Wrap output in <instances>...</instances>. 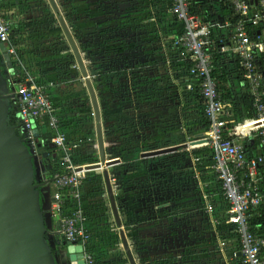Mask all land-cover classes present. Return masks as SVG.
Listing matches in <instances>:
<instances>
[{"label":"crops","instance_id":"1","mask_svg":"<svg viewBox=\"0 0 264 264\" xmlns=\"http://www.w3.org/2000/svg\"><path fill=\"white\" fill-rule=\"evenodd\" d=\"M56 1L89 76L92 78L94 73L105 68L109 70L103 83L93 85L105 124L107 159L126 157L130 162L132 156L138 155V160L146 161L139 155L146 152L144 147L154 143L146 142L145 137L156 138L166 133L161 140L168 141L171 138L168 134L177 127L176 122H165L164 108L170 103L166 104L164 91L168 87L172 91L177 88L181 94L183 104L175 109L178 120H181L186 99L183 90L190 98L195 84L181 74L184 59L173 45L179 37L177 28L180 22L171 14L169 1ZM192 1H206L210 14L228 25V19L221 17L217 0ZM0 3L6 8L5 16L12 24L13 37L19 41L17 51L25 59L23 69L26 68L39 83L56 84L51 96L63 131L70 136L83 133L95 136L87 92L46 0H0ZM87 45L97 48L90 58L85 54ZM12 64L15 71H21L14 58ZM3 67L2 61L1 70L8 73ZM5 76L14 89V76ZM150 87L156 95L148 96ZM102 92L111 96L104 100ZM36 126L40 137L53 136L45 122ZM133 126L136 135H130ZM48 145L52 147H44L49 158L58 157L56 148L51 143ZM200 146L196 144L154 158L159 161L148 167L154 174L136 178L134 188L128 186L116 196L121 223L136 264H243L237 238L221 235L213 211L206 212V207L212 208L213 198L207 186L212 177L206 168L199 169L201 161L193 154ZM97 160L95 151L88 161ZM123 165L122 160L109 171L116 192L118 185L114 175ZM96 175H87L80 188V204L88 217L87 228L93 239L94 264H128L121 250L103 181ZM94 176V180H89ZM48 188L53 190L52 183ZM45 203L48 215L50 196L46 197Z\"/></svg>","mask_w":264,"mask_h":264},{"label":"built area","instance_id":"2","mask_svg":"<svg viewBox=\"0 0 264 264\" xmlns=\"http://www.w3.org/2000/svg\"><path fill=\"white\" fill-rule=\"evenodd\" d=\"M227 1L238 19L230 41L219 50L236 56L255 115L244 124L239 136L224 138L226 128L233 123L229 120L231 105L217 89L210 53L211 29H226L229 25L204 23L199 16L192 14L191 0H170L171 14L183 25L182 34L173 45L183 59L190 62V75L200 81L199 94L209 128L196 141L213 151L211 166L206 169L216 177L222 196L230 207L225 224L235 228L243 264H264V237L252 232L249 215L264 206V62L257 63L260 54L264 56V0ZM5 12V6L0 3V43L21 68V71L14 70L15 87L9 94L17 106L23 141L35 159L40 183L52 180L53 185L51 192L49 188L43 191L51 199L48 233L52 238H62L69 244L80 246L85 264H94L93 239L87 228L88 217L80 204V188L87 175L94 174L87 167L98 163V160L88 161L95 151L97 153L96 138L86 133L70 136L63 131L51 96L56 84L39 83L26 68L23 69L25 59L18 54V40L13 37L12 24L6 19ZM39 122H45L53 133L50 143L58 153L54 159L50 156L51 178L43 173L44 164L37 147L39 143L44 146L35 134ZM244 140L252 144L257 142L252 149L253 156L245 153ZM211 211L210 206L206 207L207 213Z\"/></svg>","mask_w":264,"mask_h":264},{"label":"water","instance_id":"3","mask_svg":"<svg viewBox=\"0 0 264 264\" xmlns=\"http://www.w3.org/2000/svg\"><path fill=\"white\" fill-rule=\"evenodd\" d=\"M49 8L56 17L59 27L66 40L71 53L73 64L78 71L79 80L85 88L92 114L97 145L98 163L90 165L87 170L99 175L103 181V188L108 200L114 224L119 233L121 249L128 264H136L131 248L127 241L124 227L121 223L119 206L116 201L121 191H115L112 184L110 170L122 161L120 158L107 159L105 150L104 127L97 96L93 85L96 84L85 66L82 55L75 43L69 27L59 11L56 0H46ZM0 264H85L83 252L80 246L69 244L62 238L56 242L57 255H53L50 244L54 242L48 233L50 221L47 214H43L40 207V199L45 201L43 191L48 190L52 180L45 183L38 182V171L35 159L32 157L28 147L19 139L15 129L9 124V101L13 96L9 94L8 78L1 70L2 61L13 75L14 69L6 47L0 43ZM94 78V77H93ZM13 85V84H12ZM36 137L39 138L37 131ZM199 141H191L168 148L143 152L140 159H154L165 155L177 153L187 147L199 144ZM44 164L50 161L47 148L41 143L37 145ZM36 168V178L35 170ZM39 178V177H38ZM53 240V241H52ZM50 241V243H49ZM60 246L63 250L59 252Z\"/></svg>","mask_w":264,"mask_h":264},{"label":"trees","instance_id":"4","mask_svg":"<svg viewBox=\"0 0 264 264\" xmlns=\"http://www.w3.org/2000/svg\"><path fill=\"white\" fill-rule=\"evenodd\" d=\"M169 1V5L171 7V2ZM227 0H217L218 9L222 12L221 17L228 19V29L224 32V29H211L210 41L212 45L210 46V53L212 56V63L214 65L215 71L213 73L214 78L217 80V89L220 92L222 98L230 103V117L229 120L233 123L228 125L225 130L224 138L227 137H237L243 132V126L247 121H251L255 118L252 109V99L248 93L247 87L245 85V81L242 78V71L240 69L238 60L236 56H234L231 52L227 53H220L219 48L221 46L226 45L232 36L234 25L238 17L234 15L232 10L229 8ZM193 4V5H192ZM191 12L199 16L204 23H211L224 26V22L221 23L218 16H212L210 14V7L207 5L206 1L204 2H195L191 0ZM176 21V20H175ZM178 36L182 34L183 25L178 23ZM119 53V52H118ZM179 54V50L177 52ZM257 58V63L262 64L264 62V56ZM179 56V55H178ZM190 62L188 60H184V63L181 68V74L189 81H194V88L191 92V97L189 98L188 95L183 90V95L186 96L185 100V109L182 110L181 113V120H177L176 124L177 127L174 128L168 135H171V138L168 141L161 140L164 138L166 133H162L164 135L155 136L148 135L145 137L146 142H153V145L144 147L143 151H153L162 148H168L170 146L180 145L191 141H196L200 135L205 133L209 126L206 122L205 115H204V102L199 94V83L200 81L194 79L192 75H190ZM108 69V68H107ZM106 68L103 69L99 73L102 79H104V75L108 72ZM105 72V73H104ZM110 73V72H109ZM5 75L6 72H5ZM99 84V83H98ZM97 85V84H96ZM177 90V88H176ZM177 100L179 102L181 100V94L177 91ZM103 99L105 100V95L102 92ZM9 117L8 122L9 124L15 129V132L19 139L25 144L23 141V132L20 125L19 118L17 116V106L13 100L9 101ZM135 127L131 129L130 135H136ZM127 133L128 130L126 129ZM129 134V133H128ZM51 136H39V139L44 142V146H47L50 143ZM245 147V153L247 156H253L254 147L256 146L257 142L254 141L252 144L248 140L243 141ZM194 156L197 159H200L201 164L199 169L209 168L211 166V157L213 155V151L207 148L204 144H201L199 149L194 150ZM137 155V154H136ZM138 156V155H137ZM132 156V161L129 162V159L124 157L122 160L125 162L121 168L118 169L117 173L114 175V179L117 181L118 190L124 192L125 188L131 187L134 188L135 183L134 180L140 176L144 175H153L154 172L148 169L152 163H157L159 159H150L149 161H140L138 157ZM186 156V155H185ZM184 157V156H183ZM141 166L142 168H138ZM35 170V178H36V168ZM149 170V173H148ZM209 171V170H208ZM129 172H134L130 176H125L124 174H128ZM210 172V171H209ZM211 173V172H210ZM48 175L51 178L52 172L48 170ZM97 178L99 177L96 175ZM89 179L94 180L96 178ZM212 180L207 184L208 192L211 198H213L212 202V211L213 217L216 221L217 230L221 235H227L228 238H237L235 233V228L232 225H226V213L229 211L230 207L227 201L223 198L222 192L220 189V184L216 181V177L214 174L211 173ZM133 182V183H132ZM36 184H41L39 182H35ZM121 195V193L119 194ZM122 197V196H121ZM119 197V198H121ZM41 211L43 214H46V203L42 198L39 201ZM250 215V226L251 230L254 234H257L261 237H264V206L259 207L258 209L249 213ZM53 241V240H52ZM57 240L52 244H50L52 254L55 255L57 252L53 246H56ZM50 243V241H49ZM57 248V247H56Z\"/></svg>","mask_w":264,"mask_h":264},{"label":"flooded vegetation","instance_id":"5","mask_svg":"<svg viewBox=\"0 0 264 264\" xmlns=\"http://www.w3.org/2000/svg\"><path fill=\"white\" fill-rule=\"evenodd\" d=\"M120 36H122L121 33H120ZM96 49L97 48H91V47H89L87 45V48H85V54H87L88 55L87 57L90 58V56L92 55L93 52H95ZM0 60H1V58H0ZM11 61H12V58H11ZM92 62H93V60H92ZM94 71H93V73H94ZM11 76H14V73ZM93 76H94L93 80H94V82L96 84L103 83V79L101 78V76L99 75V73H94ZM10 89H12V88H10ZM107 89L108 88H106V90ZM146 89L144 88V91H146ZM10 91H12V90H10ZM152 91H153V89L150 87L148 89V92H147L148 96L149 95H151V96L152 95H156L155 92L152 93ZM164 92H165V97H166V99H165L166 104H167V102L170 103V106L166 105L165 108H164L165 122L168 121L171 124H173L174 122H176L179 119V116L177 115V111L175 110L176 107H179V106H177V105H179V102L177 100V96H178L177 95V91H176V89H175V91L174 90L172 91V88L168 87V88H166V91H164ZM104 95H105V97H107V96L110 97L111 96V94H109V93H104ZM181 104H183L182 101H181L180 105ZM173 109L175 110L174 112H173ZM48 164L50 165V162ZM53 240H55V241L57 240V242H58L59 241V238H56V239L53 238ZM56 251H57V249H56ZM55 255H57V252L55 253Z\"/></svg>","mask_w":264,"mask_h":264},{"label":"rangeland","instance_id":"6","mask_svg":"<svg viewBox=\"0 0 264 264\" xmlns=\"http://www.w3.org/2000/svg\"><path fill=\"white\" fill-rule=\"evenodd\" d=\"M18 42H19V41H18ZM0 57H2V56L0 55ZM2 69L4 70L5 67H3ZM48 163H49V162H47V164H44V169H45V170H43V173H46V176H47V177H49V175H48V170L51 169V165H49ZM37 171H38V169H37ZM38 176H40V175H39V172H38ZM38 176H37V179H38V182L40 183L41 181H40V178H38ZM49 178H50V177H49ZM49 191H50V190H49ZM50 192H51V191H50ZM45 196L47 197V196H49V195H45ZM46 197H45V198H46ZM121 250H122V249H121ZM60 251H61V249H59V252H60Z\"/></svg>","mask_w":264,"mask_h":264}]
</instances>
